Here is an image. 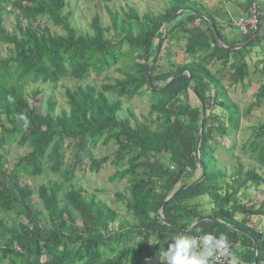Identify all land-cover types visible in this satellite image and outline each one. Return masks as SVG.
Listing matches in <instances>:
<instances>
[{"label":"trees","instance_id":"trees-1","mask_svg":"<svg viewBox=\"0 0 264 264\" xmlns=\"http://www.w3.org/2000/svg\"><path fill=\"white\" fill-rule=\"evenodd\" d=\"M244 4L247 11L258 5L259 31L230 40L195 0H171L161 13L143 16L134 8L124 17L109 9L110 25L103 27L96 18L92 33H79L70 15H64L66 0H0V43L14 51L0 58V264H162L160 251L181 232L224 234L231 248L229 262L255 264L257 256L256 264H264V233L248 225V219L264 218V201L256 207L239 197L245 190L264 188V176L254 168L246 170L239 158L228 177L216 158L217 140L232 139L242 119L264 99L263 84L255 102L242 111L210 70L221 64L231 71L233 86L248 82L247 60L264 36L230 51L218 45L212 28L226 48L249 42L263 28L264 3ZM11 11L17 12L13 33L4 26ZM43 19L64 35L42 29ZM111 32L115 39L108 37ZM171 42H184L191 61L171 64ZM156 55L150 83L147 68ZM260 64L264 71L262 60L255 73ZM118 65L122 78L95 82ZM92 76L95 81L89 82ZM67 79L77 86L65 90L62 109L52 99L45 113L29 103L28 85L38 86L34 99L44 91L40 85L56 87ZM145 95L151 103L148 118L132 126L130 119L119 117L121 99L130 102ZM216 108L222 116L215 114ZM112 143L113 156H94L93 151ZM14 144L30 151L6 170L5 150ZM68 151L74 158L70 165ZM240 152L246 159L256 156L258 168H264V122ZM107 165L115 168L110 181L127 183L126 192L116 197L133 218L115 229L119 214L74 187L79 174H100ZM46 174L58 180L37 188L39 211L34 190L22 180ZM204 197L209 210L197 201ZM1 212L23 223L11 224Z\"/></svg>","mask_w":264,"mask_h":264},{"label":"rangeland","instance_id":"rangeland-1","mask_svg":"<svg viewBox=\"0 0 264 264\" xmlns=\"http://www.w3.org/2000/svg\"><path fill=\"white\" fill-rule=\"evenodd\" d=\"M171 0H66L67 7L64 11V15H70V21L72 25L79 31V33H92V22L94 19L99 18L102 22L103 27L110 25L108 10L111 9L113 12L118 13L121 17H124L128 13L129 8H134L140 16L145 13L152 12L154 14H159L164 11L165 7L170 3ZM264 3V0H258ZM198 2L202 8L207 5L206 0H195ZM223 4V2H222ZM221 4V5H222ZM227 6H223L224 10H221L222 15H226L227 18ZM220 10V9H219ZM16 11L7 12L5 17L4 26L6 30L10 33L15 32V22H16ZM217 15L216 13H214ZM181 15V14H180ZM39 24L42 29L47 28L53 34L64 35V32L60 27H57L51 23H48L45 19L39 20ZM223 34L229 38H238L239 34L232 26H228L224 29ZM114 34L111 32L108 37L110 39H115ZM173 52V58L171 59V64L173 65H184L191 60L184 54V42H178L176 44L170 43ZM14 55V51L9 45L0 43V58L7 59ZM164 56L163 52L160 58ZM264 60V42L260 47H254L250 57L248 58V63L250 66L251 76L248 82L243 85H234L231 80V71L229 69H223L221 64L212 65L210 70L212 74L216 75L221 80V84L225 87L228 95L233 100V102L239 104L242 111L255 102L257 94L261 91V86L264 84V71L261 72L263 64L259 65V71L255 73V67L257 62ZM164 58L160 60L161 69H165ZM120 66L114 67L107 75L99 77L96 81L94 76L89 82H97L98 85L104 84L107 81L122 78L116 70ZM108 77V79L104 80ZM164 84H158V86H163ZM77 83L71 79L61 81L56 87L40 85L42 90H44L39 96L32 98L33 92L38 90V86L28 85L26 87L27 98L31 105H35L41 112L45 113L47 109V100L52 99L58 104V110L65 107L64 93L66 89H75ZM112 99L117 100L116 97L109 95ZM122 110L119 115L120 118H128L131 121L132 126L136 122H143L144 118H148L150 111V100L145 95L142 98H135L132 101H127L126 99H121ZM196 105V102H193ZM215 114L222 116L223 112L220 108L215 109ZM264 122V99L262 100L261 106L256 109L250 117L243 118L241 123V128L238 133H235L232 139H218L217 143L219 149L216 153V158H218L219 166L228 171V177L234 175V167H236L238 159L241 158V162L244 168L256 169L257 172L264 176V168L259 169L257 157L254 156L251 159H246L240 152L242 145L248 143L251 140V136L255 128H257L261 123ZM230 147L235 149L232 152H228ZM28 147H20L16 144L8 146L4 154V168L6 170H11L16 165L17 161L29 153ZM116 151L115 145L112 143L107 147H99L97 150L93 151L96 158H101L105 156H113ZM74 158L70 155L69 151L66 153V164L70 165ZM115 168L107 165L105 166L100 174H91L86 172L84 176L78 175V180L75 181L74 187L81 188L84 194L91 198H95L97 201L102 202L109 206L112 210L119 214L117 223L114 225L116 228L118 223L121 222H132L133 218L126 209L123 207L122 203L117 201L116 195L118 193H125L127 183L123 181L121 183L115 181H110V178L114 175ZM58 178L50 175H44L43 177L37 179H23L22 183L27 184L34 190L35 195L33 197L34 207L43 211L42 203L38 198L37 188L41 184H46L47 182L57 181ZM239 197L243 203L251 204L253 206H259L264 201V188L259 190L249 189L243 191ZM201 204H205L206 209H210L208 202L209 199L204 197L199 200ZM1 217L6 219L11 224L21 223L13 214H6L1 212ZM249 226L259 232L264 233V218H251L248 219ZM23 223V222H22ZM163 264V260L161 261ZM228 264H237L235 260H231Z\"/></svg>","mask_w":264,"mask_h":264},{"label":"clouds","instance_id":"clouds-1","mask_svg":"<svg viewBox=\"0 0 264 264\" xmlns=\"http://www.w3.org/2000/svg\"><path fill=\"white\" fill-rule=\"evenodd\" d=\"M227 243L224 234L189 236L181 232L167 242V248L160 251V256L163 264H211L214 253L225 249Z\"/></svg>","mask_w":264,"mask_h":264},{"label":"built area","instance_id":"built-area-1","mask_svg":"<svg viewBox=\"0 0 264 264\" xmlns=\"http://www.w3.org/2000/svg\"><path fill=\"white\" fill-rule=\"evenodd\" d=\"M261 13L257 4H253L242 17L232 20V26L242 35L256 34L259 31ZM231 255V248L216 251L212 258L211 264H228Z\"/></svg>","mask_w":264,"mask_h":264},{"label":"crops","instance_id":"crops-1","mask_svg":"<svg viewBox=\"0 0 264 264\" xmlns=\"http://www.w3.org/2000/svg\"><path fill=\"white\" fill-rule=\"evenodd\" d=\"M245 1L246 0H206L205 3H207V5L205 7V10L212 18L216 20L223 34V31L226 27L232 26L231 23L232 20H236L247 13V7L244 4ZM223 6H227L226 10H227V16L229 18H227L225 14L224 15L221 14V10H224ZM214 13H216L217 15H215ZM263 24H264V17H263ZM227 38L230 40L232 39L229 37Z\"/></svg>","mask_w":264,"mask_h":264},{"label":"water","instance_id":"water-1","mask_svg":"<svg viewBox=\"0 0 264 264\" xmlns=\"http://www.w3.org/2000/svg\"><path fill=\"white\" fill-rule=\"evenodd\" d=\"M180 15V13L178 14ZM178 17V16H177ZM172 23V20L169 22L168 26ZM167 26V27H168ZM213 28V31L215 33V37H216V40L218 42V45L222 48V49H225V50H230V51H235V50H240V49H243V48H246L248 47L250 44H253L255 42H257L258 40H260L263 36H264V25H263V28L262 30L260 31V33L255 36L253 39H251L249 42H247L246 44H243V45H238V46H233V47H229V48H226L223 46L222 44V41H221V38L216 30L215 27H212ZM167 34V28H166V31L164 32V35H163V38L166 36ZM163 38L161 39V43L163 41ZM160 48V47H159ZM159 48H158V51H159ZM157 57L158 55H156L155 59L153 60V62L148 66L147 68V78H148V81L151 83V80H150V72H151V67L153 65V63L157 60ZM177 76H175L174 78H172V80H174ZM171 80V81H172ZM202 132L200 131V134H199V137H198V142H200V138H201V134ZM204 219H200L197 221V223H200L202 222ZM257 263V256L255 257V264Z\"/></svg>","mask_w":264,"mask_h":264}]
</instances>
